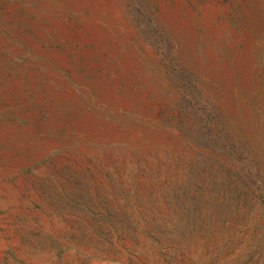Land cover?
I'll use <instances>...</instances> for the list:
<instances>
[{
    "label": "rangeland",
    "instance_id": "obj_1",
    "mask_svg": "<svg viewBox=\"0 0 264 264\" xmlns=\"http://www.w3.org/2000/svg\"><path fill=\"white\" fill-rule=\"evenodd\" d=\"M0 264H264V0H0Z\"/></svg>",
    "mask_w": 264,
    "mask_h": 264
}]
</instances>
